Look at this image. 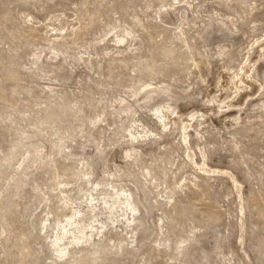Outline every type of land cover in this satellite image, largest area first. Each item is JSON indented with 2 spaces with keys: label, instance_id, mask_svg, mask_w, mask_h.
Listing matches in <instances>:
<instances>
[{
  "label": "rangeland",
  "instance_id": "1",
  "mask_svg": "<svg viewBox=\"0 0 264 264\" xmlns=\"http://www.w3.org/2000/svg\"><path fill=\"white\" fill-rule=\"evenodd\" d=\"M0 264H264V0H0Z\"/></svg>",
  "mask_w": 264,
  "mask_h": 264
}]
</instances>
